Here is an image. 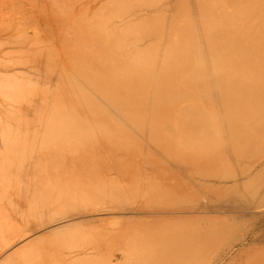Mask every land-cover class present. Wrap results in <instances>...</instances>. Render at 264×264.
I'll list each match as a JSON object with an SVG mask.
<instances>
[{"label":"rangeland","instance_id":"rangeland-1","mask_svg":"<svg viewBox=\"0 0 264 264\" xmlns=\"http://www.w3.org/2000/svg\"><path fill=\"white\" fill-rule=\"evenodd\" d=\"M92 1L93 0H75V1L74 0H70V1L69 0L67 1L66 0H0V172L2 171L1 173H4L3 176L0 173L1 174L0 176H2V178H0V187L1 185L3 186L6 185L5 189H3L4 188L3 186L1 187L2 190L0 189L2 191V192L0 191L1 192L0 193V196H1L0 198V220H1L0 222V264H264V113H262L264 112L263 111L264 110L263 109L264 108L263 107L264 98L263 99L260 98L259 103H257L260 105V102L262 101L263 103L262 111L260 112L259 110L261 107L260 108L256 107L259 109L257 110L254 109L255 111H253V114L256 111H258L256 112L258 113L257 116L260 115L258 118L256 117V115H254L256 117V118L254 117L255 119L253 118V116L250 115L251 111L249 112V110L248 111L246 110L247 112L245 111V114H244L245 118L243 117V115L239 116V114H241L239 113V111L238 112L236 111L237 113H235L234 112L235 110H233L234 114H232L233 112L230 111L231 110L230 107L228 109L229 112L227 111V114H226V112L223 111V109L225 110L224 107H226L227 105L226 106L222 105L223 102L220 101L222 99H217V97L216 99L214 98L213 105L211 103L212 100H208L209 103H211L209 104L210 107L214 106V104L217 103V105L215 104L214 107H211V112L208 111L210 110L209 109L210 107L207 108L208 106L207 100H202L204 104H205V101L207 103V106L206 104L205 105L202 104V107L204 105L207 109H204L205 111H199L195 109V111L197 112V115H196V112H193V115H192L191 113L192 111L187 112V113L184 112L186 114L189 113V115H185V114L183 115L182 113H181L182 115H180V113L176 114L173 112L172 113L167 112L164 115L163 114L160 115V114H150L149 112L148 113L149 116H146L148 115L147 114L148 111H146L145 114H143V112L140 114L138 112H137L138 114L135 112V115L133 114L134 116L125 115L124 117L123 115L120 116L119 114H116L113 111H110L108 114L107 113H103L102 115L99 114L98 115L99 117H97V115L85 114L84 118H87L85 122L89 121L90 123L89 125H91L88 127L86 123L87 128L84 126L87 129L86 130L84 128L86 130L85 136L90 137L89 134L91 131V134L94 137H96L95 135L99 137L100 135L99 132H101L102 135H104L103 133L106 134L108 132L109 137H110V133L112 131L114 134L111 133L113 135H111L112 138L110 139L114 140L115 136L116 137L119 136L118 138L115 137V139L121 140L124 137V140L128 141L125 143V141L122 140L124 144H127L128 146L130 144L129 147L128 146H124V147L126 149L135 150V152H137V155L124 156V152L121 149L116 148V150L113 149V155L111 154L112 156L110 155L105 156L103 153H100L99 149H98L99 153L96 154L97 152L95 151L99 147L97 145L96 146L91 145L87 147L89 153L87 151L83 152L84 150H87L86 147H83L85 148L82 151V153H85V154H82L83 158L81 157V153H80L81 152L80 150L82 148L78 150L80 151L79 156L82 159L80 157H77L76 160H72L70 158L72 156L74 157L76 155L78 156V154L76 155L73 154L69 156V154H72V153H68L69 150L71 151V149H69V146H71L70 143L74 142L75 140L77 142H80L78 139L79 136H83L84 139L86 140L85 136L81 135L83 134V131H85L82 128L83 126L79 125L81 129L78 126H76L81 131L77 129L76 127L70 128V126L73 125L74 117H71L73 113L69 114V110H67L69 109L68 107L69 105L65 101V94L63 93L64 89L62 88V84L65 83L66 82L65 79L68 78V77H64V73L66 72L65 70L66 69L68 70L69 66L72 64V61H71L70 65L67 68V65L71 59L69 56L70 54L69 53L70 52L69 51V48H70L69 41L71 40L73 36L72 34L73 32L71 33L72 31L71 29H74V28H70L69 26L71 25L70 20H75L76 19L75 17L78 16L77 20H75V21H78L79 18L82 19L81 13L84 12L82 14L84 15L87 12L86 15L90 13L89 14L90 17H88L89 15L86 17H88L90 20L92 19L93 21L94 18H96L95 16L96 15L98 16V14L102 12L103 7L105 6L107 7V4L111 5L112 4L111 2H113V0H110V1L109 0H103V1L94 0L93 2ZM99 1H101V3ZM117 1H114V2L117 3ZM119 1L121 3L126 2L127 5L129 4L127 6L126 3L125 5L121 4L120 2L117 3V5L120 4L119 8L122 5L120 10L122 9L127 10L125 12H129V15L127 14L128 15L127 16L124 11L123 13L122 11H120V13L118 12L120 14L119 16H118V13H116L118 18H113L116 16L113 13L112 14L113 17L109 18L108 21L110 22L111 21L110 19H113V22L114 21L115 22L114 23L112 22V23L116 25V28L121 25L120 26V28L122 27L121 30L125 28L123 24L121 23L125 24L126 21H129V23L127 22L128 24H125L126 26V25H129L131 21V24H130L131 26L129 25L127 26L128 28L127 27L126 28L128 30H131L132 27H133L132 30L135 28V30H133L134 31L133 33L134 34L137 33V36L139 35L138 36L139 39L136 40L135 38L136 42L138 41L140 42V47L141 45L142 46L145 44L148 45L149 46L148 49H150V45L152 44H150L151 41L150 43L149 42L147 43V41H149L150 37L152 36L154 37V35H157V34L159 35L160 33V32H155V30L157 31L156 27L158 26V23L159 25L161 24L163 25V26L161 25V28L163 27L162 29L159 26L160 30L158 29V31L162 30L161 33L162 34L165 33L162 39L166 38V40L165 41L162 40L161 42L162 44H160V45H164L163 42H167L169 38L167 36L171 37L176 32V30H173V29L172 30L174 33L172 32V30L170 31V27H169V26H173L175 23L174 21L175 18H173L174 16L178 14L177 17L179 16L181 19L184 18L182 20L186 22L189 20V17H190L191 21L189 20V22H191V25L193 26V23H194L195 26L196 25L198 26L200 23L196 24V22H199L197 21L196 18L199 19L200 17L199 12L202 11V9L204 8L202 6H201L202 8L197 6V8L199 9L197 8H195L196 10L193 9V7H196L197 5L194 2V0H187V2L184 3L186 4L187 7L185 8L184 7L185 5L182 4L178 9L173 7L171 0H168V1L167 0H164V1L156 0L157 2H159L158 4L153 3V0H148V3H150L149 5H151V3L153 4L151 5L152 7L148 5L147 0H142V1L139 0V2L141 1L140 5L137 0H126V1L119 0ZM143 1L146 3V4L144 3L145 5H142ZM166 2H167L168 7L166 6ZM160 3H162V5ZM257 3H258V0H257ZM131 4L133 5L131 6V8L133 7L134 11L130 10ZM50 5H53V6H50ZM55 5L56 7H54ZM97 5H100V7L101 6L102 7L100 8ZM117 5H115V7H117ZM146 5L149 6V9L146 8L147 7ZM257 5H259L258 7H260L259 3ZM257 5H255V7ZM49 7L52 12L50 11ZM60 7L62 9H60ZM106 7L104 9H106ZM205 7L210 8L208 4H206ZM255 7H254V4H253V7L251 5V9H252L251 11H254L253 8L255 9ZM209 8L208 9L206 8L207 11L212 10ZM158 9L159 10L161 9L160 10L161 13H159ZM181 9H183L182 10L183 13ZM187 10L189 11L188 13L190 14V16L188 15ZM203 11L205 10L203 9ZM221 11L227 13V11L223 9ZM156 12H158L159 15ZM195 12H197L196 13V15L198 14L197 16L195 15ZM213 12H214L213 14L216 15L215 11ZM91 13H92V16H93V13L94 14L97 13V14L93 16L94 18H92ZM131 13L133 17L130 16ZM133 13L136 14V16ZM152 13L154 14L156 13L155 15L157 16H154V14L151 15ZM167 13L169 14V16ZM173 13L176 15H174ZM61 14L65 15L67 18L65 19V17ZM78 14L80 15V17ZM139 14L140 15L145 14L143 15V17L145 16V18H142V16H140ZM160 14L162 15V17L160 16ZM181 14H184V15H181ZM185 14H187V16ZM221 14L224 17V14L223 13ZM252 14L254 16V13ZM50 15H52L51 19H50ZM121 15H122V18H121ZM170 15L171 16L173 15L172 16L173 20L171 19ZM249 15H251V12L249 13ZM262 16L261 18H258V19L263 18L261 20L263 21V23L257 18H255L256 23L254 22L253 19L251 21H248V24H251V26L253 25V30L251 29L252 27L250 26L251 27L250 30L252 33L251 35L254 36L255 33H257L258 30L256 29L257 27L260 26V24H263L261 26L264 27V16L263 17ZM138 17H140V19ZM150 17L154 18L155 22H154V19L152 18L150 19ZM158 17L159 19L160 18L162 19L161 22L159 21ZM225 17H227V14ZM250 17L254 18L252 16ZM168 18L174 21V23L171 21L173 25H170L172 23L170 22V19ZM122 19L123 21L124 20L126 21L123 22ZM136 19L137 20L139 19L138 21L140 23L141 21H143L141 23L142 25L136 24L137 22ZM66 20L69 23L66 22ZM118 20L120 22H117ZM182 20L178 21L179 24H182ZM109 22L107 23L109 24L108 26L110 27L113 24L110 22L112 24L110 25ZM189 22H187V24L190 25ZM107 23H106V26H107ZM132 23L136 24L134 26L139 25L137 27H139L140 29L137 30L136 29L137 27L132 26L133 25ZM155 23H157L156 26H155ZM183 23L185 24V22ZM165 24H166V27L164 29ZM115 25L113 26L115 27ZM140 25L143 29L140 27ZM241 26H242V23L240 24V27L239 26L238 27L241 29L242 28L244 29V26L246 25H244L243 27ZM67 27L69 28V30ZM198 27L200 28V25ZM198 27L196 28V30L199 29ZM146 28L148 31L146 30ZM229 28L230 27H228V29ZM239 28H235V30L237 29L239 31ZM128 30L125 29L124 30L125 33L123 32L121 35L122 36L125 35ZM142 30L144 32H142ZM237 30L234 33L238 32ZM117 31H119L118 33L120 35L121 31L120 30H117ZM168 31L172 32L170 33L171 35L170 34L167 35ZM261 31L264 32L263 30ZM140 32L142 34H140ZM151 32H154L153 35L150 34ZM177 32L175 33V36ZM207 32L209 33L210 30ZM211 32L214 33L213 31ZM262 32L260 33L262 34ZM130 33L131 35H133L132 31ZM130 33L128 31L126 35ZM143 33H145L147 36L149 34V37H147ZM187 33L189 32L187 31L185 33L187 36L186 38L188 37L190 38V35L189 34L187 35ZM229 33L232 34L230 31ZM260 33L258 32V34L256 35H260ZM199 34H201L200 30H199ZM241 34H244V33H241ZM248 34L250 33H247V35ZM140 35L141 36L143 35L144 38L141 37ZM175 36L174 37L172 36L173 41L175 40ZM132 37H134V35ZM247 37L248 36H245V39ZM141 39H143L142 42H141ZM133 40H130V41H133ZM152 40H154V38ZM173 41L170 40L169 42H173ZM134 42L133 43L131 42V43L134 44ZM138 43H135V45L139 46ZM88 46L89 48L91 47V45H88ZM148 46H145L146 48L145 47H142V48L147 49ZM59 47L62 49H60ZM133 48L136 49L135 46ZM230 48L233 49L232 47ZM56 49H58L59 51ZM236 49L240 50L239 47ZM137 51L139 50L137 49L136 52ZM58 52H60L61 54L62 53L64 54L61 55ZM157 53L160 54L161 51L160 53L159 51L156 52V57H158ZM50 54H51V57H50ZM66 54H68V57ZM52 55H54L55 57H53ZM66 57L68 59L70 58L68 63L65 60L67 59ZM161 57H158V59H160ZM49 60L50 62H48ZM52 62L55 63V65L57 63L58 68H59L58 66L59 63L61 66L63 63L62 69L59 68L60 70H62V71L59 70L60 75L62 74L61 76H59L58 68L55 69L54 67H52V66H55V65H52ZM236 64H233L234 66L233 65L230 66V69H228V71H231V72H229V74H232V71H234L233 69H235L236 67H239L238 66L239 64L238 65ZM156 65H157V62H156ZM48 67H51V68L49 69ZM260 67L261 66H259L258 68L261 69L262 67L261 68ZM254 68L255 66L253 67V69L251 68L252 71H250V73L252 72L253 74V71L256 70ZM51 69L53 70L52 73L50 71ZM70 69L71 68H69V72H68L69 75L71 73ZM236 69L235 71H238V69L240 70V68H236ZM210 70L213 71L214 69L213 70L209 69L208 72H211ZM56 71H57V74L55 73ZM65 74H66L65 76H69L67 72ZM246 74H249V73L247 72ZM251 76L252 75H248L247 76L248 78L246 77V81H247V82L245 81L246 83L237 82L236 84L239 87L235 84V86L237 87V89L236 88L235 89L238 90V88L242 87L244 84H246L245 86L246 88L248 87L250 89L251 87V91H252V88L254 87V86L252 87L251 84H254V85L257 84L255 88L257 87L259 89L258 86H261L263 89L264 82L261 83L259 80V82L257 83L255 82L256 83L255 84L252 82V79L254 78V76H252V79H249L251 78ZM56 80L58 82H56L55 85L57 83L58 84L54 86V82ZM261 80L264 81V79H261ZM248 82H250V84ZM210 83L212 84L211 81ZM258 83L259 84L261 83V85H258ZM31 84L32 86H30ZM41 85H42V91H40ZM58 85H60L59 89L56 88L55 90V87H58ZM212 85H209L210 88L213 87L215 90L216 85L214 86ZM231 85L234 86V84H230V86ZM232 86H231V89H232ZM261 87L259 91L263 92L264 89L262 90ZM39 88L40 90H38ZM57 89H58V92H60L62 95V99L60 100L61 102L59 101V97L61 95L58 97L55 96L56 98L55 97L53 98L52 96L57 93ZM243 89H241L240 92L238 91L239 92V94H237L238 96L242 94L241 92L244 91ZM33 92H35L37 96H35ZM32 93L34 94V96ZM248 93H249L248 97H250L249 96L251 93L250 90ZM42 94H44V96ZM259 94H262V93H258V95ZM242 96H239V97H242ZM42 97H44L43 100L46 98L47 99L44 101L43 100L41 101V99L39 98H42ZM251 97H253V95ZM258 97L259 96L256 97V102L258 101L257 100ZM262 97H264V94ZM227 98L228 97H226L225 99ZM242 98H241V103L244 101L242 100ZM55 99L57 103H60V105H62L61 103H63L62 106H65L64 108H66V110L63 107L59 108L58 110H64V112L67 111L65 115L69 114L71 116H65L63 111L61 112L57 111V113H60V114L58 117H55L54 115H58V114H56V111H54V109L52 111L50 109V114H49L48 108H52L51 105L53 104ZM237 99L236 101L234 99H230V101H227V102H229L232 106L231 100H233L232 102L239 103L237 102ZM249 99L247 98V100ZM38 100H40V102L42 103V104L40 103L41 107L39 106V103H37ZM33 101L35 102L36 105L33 104L34 103ZM57 103L54 106L59 107L60 105L58 106ZM201 103L199 102L200 106H201ZM229 103L228 105L230 106ZM37 104H38V107H40L41 111L43 107H45V111L43 110L44 112L42 111L41 113L39 112L40 111L39 110L38 111L39 113H37L36 112V110L38 109V107H36ZM237 105L235 104L234 106H237ZM240 105L238 107L242 109ZM46 106H48V108H46ZM213 109L214 110L216 109L215 112H213L214 111ZM45 112H46V115H45ZM52 112L53 114L55 113L53 115L55 119L52 118L51 116ZM198 112L201 115H199ZM34 113H36L37 116L40 115L41 113L42 118H41V115L40 117L39 116L37 117L36 114ZM61 113L63 116H61ZM203 113H205L206 115ZM211 113H213L214 115ZM228 113H231V114H228ZM21 115L23 116L22 118H21ZM26 115L28 117H26ZM75 115H77V117L75 116L77 121L79 119H80V122L85 120L83 118L84 116L83 114H80V115L75 114ZM50 116L53 120L50 118ZM92 116H95V117H92ZM128 116L129 117L131 116L132 118H129ZM135 116L136 118L133 121V118ZM160 116H162L161 117L162 120L165 121L163 124L161 120L160 122L158 120V119H161ZM80 117L83 118V120ZM102 117L104 118L105 121L106 119L107 121L109 120L108 122L106 121L107 123L106 127L109 128L110 125L108 123H110L111 129H105L106 127L103 126L105 125V123L103 122ZM152 117H155L154 120ZM227 117L228 118L230 117V119L227 120L228 119ZM241 117L242 119L244 118V120L246 121L241 120ZM33 118L35 119V121ZM39 118L41 119V121ZM57 118H61L62 120L61 119L57 120ZM137 118L139 122H142V120L144 119L145 121L144 120L143 121L145 122V124L147 122L148 123L150 122V118H152V121L158 120V122L160 123L158 126L161 128V129L158 128V130L160 132L162 131L160 134L163 137V141L164 140L167 141L169 138L170 141H168L169 143L166 142V144L168 143V145H171V146L173 145L172 144L173 142L174 145L178 147L176 143L179 140L181 141V145H182L183 144L182 142H188L189 140L194 139V137L197 140L200 139L199 141L202 140L201 142L205 146V144L206 145L208 144L205 143L204 139H206V141H209V139L212 138L210 142L214 140V144H212L211 146L213 147L216 146L213 148V151L212 149L211 150L209 149L210 152H212L211 155L213 158L209 154L201 153V156L197 157L196 155V158L194 159L195 155L194 156L192 155L193 152H190V151H187V152L184 151L185 153L180 152L181 150L179 149L180 150L179 151L178 148L177 147L175 148V146L173 145V149H174L173 154L179 155L181 159L180 160H175L173 158L169 159L170 157L166 156L167 154L165 155V153H167L165 152L167 151L166 147L161 150L157 148L156 149L153 148L150 142L148 143V141L147 142L145 141L146 137L144 138L143 134L140 135V132H138L139 134H137V130L133 129L132 123L129 124L128 119H130V121H133L134 123H137ZM36 119L37 120L39 119L38 120L39 122H37ZM96 119H97L96 122H98L99 124H101L100 122L104 124L98 126V123L95 122ZM60 120L63 124L60 123ZM92 120L94 121V125H93ZM111 120L113 122L119 121L117 122L118 124L114 122L118 126L117 125L114 126L111 123L112 122ZM239 120H241V122ZM22 121H23V124H22ZM50 121L52 125L49 124ZM77 121H74V122L76 123ZM260 121L262 123H260ZM44 122L49 124V126L47 124L45 125ZM70 122H72V124ZM168 122L170 123L168 124ZM257 122L260 124H258ZM119 123L122 125L124 124L123 125L124 127H121L122 125L119 126ZM171 123L173 124L175 123V125L173 124L171 125L174 129L170 126ZM60 124L62 125L60 126ZM229 124L231 126L233 124L235 128L231 127ZM235 124H237V126H235ZM25 125L26 126L28 125V126L26 127ZM34 125L37 131L33 129ZM68 125L69 127L67 128ZM75 125H78V123ZM112 125L114 129L112 128ZM175 126L177 128H175ZM61 127L62 128L64 127V128L62 129ZM93 127L95 129V132H93L94 131ZM95 127H97V129H99L100 131L99 132L98 130L96 131ZM98 127H101V129H103L104 132H102L101 129ZM239 127L240 128L242 127V128L240 129ZM37 128H40V129H37ZM75 128L79 130L81 134L78 131L74 132L76 130ZM91 128L93 129V131L91 130ZM28 129H30V131ZM61 129L63 131L66 129V131L62 132ZM67 129H69V131ZM123 129L127 132L128 131L130 132V130L133 129L131 133H134V134L132 135L130 133L132 136L129 137L130 134L128 135L127 132H123ZM231 129L232 131L230 132L229 130ZM158 130L156 132H158ZM43 131L44 133L46 132L47 133L44 135ZM58 131H60V133ZM48 132H51V133H48ZM34 133H35V136H34ZM76 133L77 134L79 133L80 135L78 134L74 138V135ZM108 133L106 134L107 136H108ZM48 134L52 135L51 138ZM64 134L66 135L74 134V135H70L71 137L69 135H67L68 137L67 136L64 137L63 136ZM43 135L46 137H44ZM54 135L55 137L58 136L57 138H59V140L56 138V141H55ZM60 135H62L64 139L61 138ZM134 135L136 138L134 137ZM127 136L128 138H126ZM213 136H215L216 138L214 137L215 139H213ZM83 137H80L81 141L83 140ZM138 137H140V140ZM43 138H44V142H45V139L48 142L45 144H49L50 146L51 144H54L56 146V143H59L58 146L61 145L60 150L63 149L65 151L66 149L67 151H65L64 154L62 155L63 151L60 153V151L57 150L58 154L55 155L56 151L55 153L54 151L46 152V151H43L42 149L39 151L38 150L39 148H38L36 149L37 150L36 154H34L35 152L33 153L34 150H32V153H33L32 154L30 148L35 149V147L37 148L39 144L44 143L42 142ZM65 138L67 140H65ZM68 138L71 140H69ZM131 138L133 140H130ZM220 138H222L221 141H220ZM27 139L29 140L27 141ZM49 139L51 140V144L49 143ZM72 139L74 141H72ZM60 141L62 142L61 144H60ZM64 141L65 142L67 141L65 146H64ZM141 141L142 142L145 141V142L142 143ZM180 141L178 143H180ZM219 141L220 143L221 142L222 143L220 144ZM229 141L231 145L238 141L239 142L241 141L242 143L239 144L238 142L237 149L234 148L236 146L235 144L233 148L236 149V151L232 152L231 150L233 148L230 147ZM36 142H39V143H36ZM246 142H247V145H245ZM145 143L149 144V146L145 145ZM124 144L122 143V146ZM133 144H135V146H132ZM88 145H89V142H88ZM42 146L48 147V145H44V144L40 145V147ZM50 146H49V150H51ZM146 146L151 148L150 151L153 150V152H155L153 157H150L148 154H146L147 153ZM21 147L23 148L22 149L23 153H20ZM206 148L205 150L207 152L208 148L207 149ZM27 149L28 151L26 152ZM72 149H75V148L72 147ZM76 150L74 151L78 153V151ZM40 152L43 154L42 155L40 154L39 156H37ZM26 153L28 154L26 155ZM21 154L23 155L24 158L21 156ZM15 155L20 158L18 157L16 158ZM164 155L165 157L162 159ZM26 156L27 157L30 156L27 158L28 159L27 161L25 160ZM32 156H33V159L31 158ZM102 156L104 158H102ZM115 156L119 157L120 161ZM38 157L40 159V163L42 166H43L42 160L44 159V163L46 165V169H45L46 172H44L45 174L41 173L44 171V169L43 171L40 170L41 171L40 173L38 170H37L38 173L35 170L36 175L34 174L32 175V172L34 170L32 171L30 169H32L33 164L37 162L36 158ZM166 157H169V158H166ZM15 159L16 160L18 159V162ZM24 160L28 163H26ZM14 162L18 166H20L22 163L24 165L23 166L24 169L22 168L21 170L20 168L17 170L16 168H19V167H17L14 164ZM31 162L33 163L32 165H30ZM12 163L14 166H16V168H14V166L11 165ZM24 163H26L27 165ZM7 164L9 167L7 166ZM27 166H28V169H27ZM42 166H41V169L44 167ZM54 166H56L57 169H55L56 167ZM248 166L250 168H248ZM5 167L7 170H9V172L5 169ZM4 169L6 170L7 174L4 172ZM25 169H26V173L23 171ZM19 170L22 171V172L20 171L22 174L25 173L29 175V177L27 175L26 176L23 175L22 177ZM30 173H31V177H30ZM12 174L15 176H13ZM5 175H7L6 178L9 175V179L11 178L10 181L14 183L8 181V178L6 180V183H2L1 180L3 179V177H5ZM16 175H18L17 179H16L17 177ZM41 175L43 176L40 177ZM47 175H49V177ZM57 175L59 177V179H57V186L55 185L56 187L49 194V190H50L49 187H51L54 183H56L55 178ZM33 176H36V177L33 178ZM46 176H47V179H46ZM20 179H22V181ZM48 179H50L51 182L48 181L46 183L45 181H47ZM4 180L5 179H3V181ZM24 181L25 183L28 182V184L26 185ZM36 181L37 183H40V184L38 185ZM9 183H11V185ZM43 183L44 185L48 183L50 184L48 185L49 187L45 185V187H48L49 189L48 192H45V191L39 192L42 189L47 190V188L45 187L42 188ZM32 184L33 186L35 184L36 186V187L34 186L35 189H32L33 186L29 187V185H32ZM103 184L104 186H102ZM22 185H24L25 187H23ZM60 187L61 188L63 187V190L65 189L64 191L66 193L63 192V190ZM102 187H105V189H103ZM59 188L61 192L59 191ZM66 188L70 189L68 190L70 194L67 192ZM94 188L96 189L98 188L99 190L98 189L96 190ZM101 189L102 191L104 190L103 191L104 193L106 192L105 197ZM108 189H110L109 192H108ZM116 190L118 191L116 192ZM129 190H131V192ZM62 192L63 194H61ZM98 192L100 193L102 192V193L100 194ZM32 194L35 197L32 196ZM46 194L47 196L49 195L50 197L49 196L47 197ZM59 194L61 195V197L58 196ZM43 195H45L48 198V202H46L47 199ZM54 195H57L58 197L56 196L54 198ZM39 199H40L41 204L39 203ZM43 201L46 202V204ZM64 202H66L67 206L65 205ZM32 204H35V206L37 205L35 209L33 208L34 206ZM64 207H67V208H64ZM71 208L74 210H72ZM55 211L57 212L55 213ZM28 243L30 245L27 248L26 246L28 245ZM25 244H26L25 246L26 248L22 249V246H24ZM160 244H162L163 246ZM17 248L21 249V251L19 250V252L14 253L17 250ZM129 255H131V257H129Z\"/></svg>","mask_w":264,"mask_h":264},{"label":"bare ground","instance_id":"bare-ground-1","mask_svg":"<svg viewBox=\"0 0 264 264\" xmlns=\"http://www.w3.org/2000/svg\"><path fill=\"white\" fill-rule=\"evenodd\" d=\"M67 1V0H66ZM70 1V0H69ZM75 1V0H74ZM94 1V0H93ZM92 1V2H93ZM103 1V0H102ZM110 1V0H109ZM114 1H117V0H113V2H111L110 4L111 5H108L107 4V7H106V9H104L105 7H103V9H102V12L100 13V14H98V16L96 15V14H94L93 13V16H95L96 18H94L93 16H92V13H91V17L92 18H94V20L92 21V19L90 20L88 17H90V13L88 14V15H86V13L84 14V15H82L83 13H81V16H82V19L81 18H79L80 19V21H79V19H78V21H75V20H77V17H75L74 19L75 20H70V18H69V20H70V24L71 25H69L70 26V28H74V29H71L72 31H71V33L73 34V36H72V38H71V40L69 41L70 43V48H69V56H70V61H69V59L67 58L68 57V54H66L67 55V59H65L66 61H67V63H68V61H69V63H68V65H67V63H66V65H67V68H68V66L70 65V63H71V61H72V66L70 65L69 66V68H71L70 69V75L68 74V72H69V68H68V70L66 69H64L66 72H67V74L69 75V76H65L66 74V72L64 73V77H68V78H64L65 80H66V82L65 83H63L62 84V88L64 89V94H65V101H66V103L69 105H67L68 107H69V109H67V110H69V114L70 113H73L72 114V116L71 115H65V113H67V111H65L64 112V110H58L59 108H64L65 106H62L63 105V103H61L62 105H60V103H57V101H56V99H55V101L53 102V100H52V102H53V106L51 105V107L52 108H48V106H46V108H48V110H49V114H50V109H51V111L54 109V111H56V114H58V115H54L53 114V112H52V114H51V116H52V118H54L53 117V115L55 116V117H58L59 116V114L60 113H57V111L59 112H61V111H63L64 112V115L65 116H71V117H74V121H77L76 120V117H77V115H75V114H83L84 116H83V118L85 117V114H90V115H97V117H99L98 115L100 114V115H102L103 113H109L110 111H113V112H115L116 114H119L120 116L121 115H123V117L125 116V115H135V112L137 113H142L143 112V114H145L146 113V111H148L147 112V114L150 112V114H166L167 112H173V113H180V115H189V113L188 114H186L187 112H190V111H192L191 113H192V115H193V112H196L195 111V109H197V110H199V111H205L204 109H207V108H209L210 106H209V104H211L212 103V105H213V100H214V98L216 99V97H217V99H222V100H220L221 102H223V104L222 105H227L226 107H224L225 108V110L223 109V111H225L226 112V114H227V111H228V109H229V107L231 108V112H233V110H235L234 112L235 113H237L238 111H239V113H241V114H239V116H241V115H243V117L245 116L244 114H245V111L247 110H249V112L251 111V113H250V115L251 116H253V118L255 117L254 115H256V117L258 118L259 116H257V114L258 113H256V112H258V111H256L254 114H253V111H255V110H257V109H259L260 107V112L262 111V106H263V103H262V99L264 98V97H262L263 96V94H264V91L263 92H260L259 90H260V87L261 86H258L259 87V89L256 87L255 88V86H257V82H259V80H260V82L262 83V82H264V81H262L261 79H264L263 77V75H264V32H262L261 30H263L264 31V27L263 26H261V25H263V24H260V26L259 27H257V29L256 30H258L257 31V33H255V35L253 36V35H251L252 33H251V30H250V28L253 30V25L251 26V24H248V21H251L252 19L254 20V22L256 23V19L255 18H261V16L263 15L264 16V0H258V3L260 4V7H258L259 5H257L258 3H257V0H194V2L197 4L196 5V7H193V9H195V8H197V6L198 7H200V8H202V7H204L203 9L205 10V11H203V9H202V11H200L199 12V19L198 18H196L197 19V21H199V22H196V24H199L200 25V28L196 25L195 26V24L193 23V26L191 25V22H189V20H190V14L188 13L189 11L187 10V13H188V17H189V20H188V18H187V22H189L190 23V25L189 24H187V22L186 21H184V20H182V19H184V18H180L179 16V18L177 17V15L176 14H174V15H176V16H174L173 18H175V23H174V21H172L173 20V18H172V16H171V19L170 18H168V19H170V22L172 21L173 23H174V25H173V23L172 24H170V25H173V26H169L170 27V31L173 29V30H176V32L177 31H179V32H177V34H176V36H175V33L173 32V30H172V32L174 33L172 36L174 37L175 36V40L173 41L172 39H173V37L171 38L170 36H167V37H169L168 38V40H167V42H163V44L164 45H160V44H162L161 42H162V40H166V38L164 39H162V37H163V35L165 34L164 32V34H162L161 33V31H158V29L160 30V28H161V25H159V23H158V26L156 27V29H157V31L155 30V28H154V30H155V32H160L159 33V35L157 36V35H154V40H152L153 38L152 37H150V39H149V41H147V40H145V41H147V43L149 42L150 43V41H151V43L150 44H152V45H150V49H148L149 48V46L148 45H141V47H140V42L138 43V42H136V40L137 39H139L138 38V36H137V33H133L134 31L133 30H135V28L132 30V28H131V30H128L127 28V26H129L130 24H131V21H130V24L129 25H126L125 26V24H128L129 23V21H126V20H124L123 21V19H122V21L123 22H125L126 21V23L124 24V23H121V24H123V26L125 27H123L124 29H122L121 30V28H120V26H118L117 28H116V25L115 24H113L114 22H113V19H110L111 21V23L113 24V25H115V27L108 21V19L109 18H112L113 16H112V14L114 13V15H116L115 17H113V18H118V16L120 15L119 13H120V11H122V13H123V11L125 12V11H127V10H120V8H121V6H120V8H119V5H117V3H119L120 1L118 0L117 1V3L116 2H114ZM121 1H126V0H121ZM138 2H139V0H137ZM136 1V2H137ZM142 1V0H141ZM140 1V2H141ZM162 1V0H161ZM164 1V0H163ZM168 1V0H167ZM62 2H64V1H62ZM91 2V3H92ZM100 3H101V1H99ZM135 2V3H136ZM140 2H139V5H140ZM171 2H172V4H173V7H175L176 9H178L182 4H184V3H186L187 2V0H171ZM193 2V1H192ZM60 3V2H59ZM67 3V2H66ZM107 3H109V2H107ZM115 3V4H114ZM121 3V2H120ZM126 3V2H125ZM125 3H121V4H123V5H125ZM134 3V4H135ZM143 4L142 5H145L146 3L143 1L142 2ZM145 3V4H144ZM147 3H148V0H147ZM153 3H159V2H157L156 0H155V2H154V0H153ZM257 3V4H256ZM65 4V3H64ZM90 4V3H89ZM99 4V3H98ZM106 4V3H105ZM132 4H133V2H132ZM130 5V10H133V7L131 8V6H133V5ZM150 3H148V5H149ZM161 5H162V3H160ZM163 4H165V3H163ZM171 4V3H170ZM206 4H208L209 6H210V8L209 7H205V5ZM253 4H254V7H255V5H257L256 7H255V9L253 8V10L254 11H251L252 9H251V5H252V7H253ZM54 5V4H53ZM53 5H50V6H53ZM67 5V4H66ZM65 5V6H66ZM84 5V4H83ZM101 5V4H100ZM100 5H97L98 7H100ZM115 5H117V7H115ZM126 5H127V3H126ZM129 5V4H128ZM127 5V6H128ZM141 5V6H142ZM151 5H153L152 3H151ZM151 5H149V6H151ZM160 5V6H161ZM185 5V6H184ZM183 6L186 8L187 6H186V4H184ZM193 5H195V4H193ZM126 6V7H127ZM135 6V5H134ZM136 6H138V5H136ZM147 6V5H146ZM149 6H147L146 8H148L149 9ZM156 6V5H155ZM165 6V5H164ZM166 6H167V2H166ZM189 6V5H188ZM202 6V7H201ZM54 7H56V5L54 6ZM67 7V6H66ZM80 7V6H79ZM86 7H88V6H86ZM102 7V6H101ZM100 7V8H101ZM152 7V6H151ZM150 7V8H151ZM168 7V6H167ZM52 8V7H51ZM77 8V7H76ZM85 8V7H84ZM123 8V7H122ZM124 8H125V6H124ZM135 8V7H134ZM137 8V7H136ZM145 8V7H144ZM185 8H184V10H185ZM209 8V9H212L213 11H215V13H216V15L215 14H213L214 12L212 11V10H209L210 11V13H209V11H207V9ZM49 9H50V7H49ZM59 9V8H58ZM60 9H62L61 7H60ZM64 9V8H63ZM68 9V8H67ZM70 9V8H69ZM139 9H141V8H139ZM164 9H165V7H164ZM188 9V8H187ZM190 9V8H189ZM197 9H199V8H197ZM223 9V10H225V11H227V13L226 12H223V11H221V10ZM87 10H88V8H87ZM87 10H85V11H87ZM91 10H92V8H91ZM91 10H90V12H91ZM105 10V11H104ZM159 10V9H158ZM161 10V9H160ZM160 10H159V13H161L160 12ZM183 9H181V11H182ZM196 10V9H195ZM194 10V11H195ZM217 10V11H216ZM219 10H220V12H219ZM49 11V10H48ZM50 11H51V9H50ZM72 11V10H71ZM74 11H76V10H74ZM73 11V12H74ZM98 11V10H97ZM128 11H129V9H128ZM134 11V10H133ZM138 11V10H137ZM142 11V10H141ZM141 11H140V13H141ZM157 11V10H156ZM165 11V10H164ZM163 11V12H164ZM177 11V10H176ZM175 11V12H176ZM52 12V11H51ZM92 12H94V11H92ZM119 12V13H118ZM136 12V11H135ZM154 12H155V10H154ZM166 12V11H165ZM186 12V11H185ZM184 12V13H185ZM251 12V15H249V13ZM50 13V12H49ZM56 13H58V12H56ZM61 13H62V11H61ZM75 13V12H74ZM78 13V12H77ZM76 13V14H77ZM116 13H118V16H117V14ZM121 13V14H122ZM156 13H158V12H156ZM155 13V14H156ZM159 13H158V15H159ZM170 13V12H169ZM182 13H183V11H182ZM196 13L197 12H195V15H196ZM221 13H226L227 14V17H225L226 16V14H224V17H223V15L221 14ZM252 13H254V16H253V14ZM125 14L127 15H129V12H125ZM124 14V15H125ZM134 14V13H133ZM154 13H152L151 15H153ZM154 14V16H157V15H155ZM168 14V13H167ZM219 16H218V15ZM61 15H63V14H61ZM68 15V14H67ZM71 15V14H70ZM79 15V14H78ZM123 15V16H124ZM127 15V16H128ZM135 16H136V14H134ZM140 15V14H139ZM143 15H145V14H143ZM143 15H140V16H142V18H145V16L143 17ZM181 15H184V14H181ZM186 16H187V14H185ZM193 15V14H192ZM198 15V14H197ZM196 15V16H197ZM222 15V16H221ZM48 16H49V14H48ZM52 15H50V19L52 18L51 17ZM55 16V15H54ZM64 17H65V19L67 18L65 15H63ZM69 16V15H68ZM74 16V15H73ZM86 16H88V17H86ZM111 16V17H110ZM131 17H133L132 16V13H131V15H130ZM148 16V15H147ZM153 16V17H154ZM160 16L162 17V15L160 14ZM167 16V15H166ZM168 16H169V14H168ZM167 16V17H168ZM214 16V17H213ZM217 16V17H216ZM250 16H252V17H254V18H251ZM262 16V17H263ZM57 17V16H56ZM79 17H80V15H79ZM149 17V16H148ZM147 17V18H148ZM89 20H88V19ZM121 18H122V15H121ZM120 18V19H121ZM128 18H130V17H128ZM137 18V17H136ZM139 19H140V17H138ZM152 17H150V19H151ZM119 19V20H120ZM126 19H127V17H126ZM138 19V20H139ZM152 19H154V18H152ZM158 19H159V17H158ZM263 19V18H262ZM262 19H258V20H262ZM54 20V19H53ZM117 20V19H116ZM117 21V22H120V21ZM130 20V19H129ZM137 20V19H136ZM137 20V22H136V24H141L143 21H141V23L139 22ZM144 20V19H143ZM157 20V19H156ZM180 20H182V24H179V22L178 21H180ZM194 20V19H193ZM55 21V20H54ZM133 21V20H132ZM135 21V20H134ZM150 21V20H149ZM159 21L161 22L162 21V19L160 18L159 19ZM166 21H167V19H166ZM165 21V22H166ZM191 21V20H190ZM259 21V22H260ZM50 22V21H49ZM66 22H68L67 20H66ZM107 22H109L110 23V25H112V26H108L109 24L107 23ZM128 22V23H127ZM139 22V23H138ZM145 22V21H144ZM152 22V21H151ZM154 22H155V19H154ZM177 22H178V24H177ZM183 22H185V24L183 23ZM253 22V23H254ZM262 23H263V21H261ZM260 22V23H261ZM51 23V22H50ZM52 23H53V21H52ZM69 23V22H68ZM67 23V24H68ZM106 23H107V26H106ZM147 23V22H146ZM164 23V22H163ZM181 23V22H180ZM236 23H238V24H236ZM242 23V26L241 27H243L244 25H246V26H244V29L242 28H239L240 27V24ZM133 25L132 26H134V25H136L135 23H132ZM150 24V23H149ZM156 24L157 23H155V26H156ZM234 24V25H233ZM244 24V25H243ZM258 24V23H257ZM256 24V25H257ZM118 25V24H117ZM142 25V24H141ZM141 25H140V27H141ZM144 25V24H143ZM255 25V26H256ZM131 26V25H130ZM137 26H139V25H137ZM137 26H134V27H137ZM145 26H146V24H145ZM149 26V25H148ZM153 26V25H152ZM159 26H160V28H159ZM163 26V25H162ZM232 27L230 30L228 29V27ZM235 26V27H234ZM239 26V27H238ZM251 26V27H250ZM127 27V28H126ZM154 27V26H153ZM165 27H166V24H165V26H164V29H165ZM199 28V29H197L196 30V28ZM234 27V28H233ZM248 27V28H247ZM68 28V27H67ZM113 28V29H112ZM115 28H116V30H115ZM119 28V29H118ZM142 28V27H141ZM148 28V27H147ZM147 28H146V30H147ZM150 28V27H149ZM163 28V27H162ZM161 28V29H162ZM235 28H239V31L238 32H236V33H234L236 30H235ZM128 30L129 31V33L132 31V34L134 35V37H132L133 35H131V33L130 34H128V35H126L127 33H128V31H127V33L125 34V35H121L123 32H124V30ZM137 30L138 29H140L139 27H137L136 28ZM143 29V28H142ZM215 31H214V30ZM216 29H218V30H216ZM241 29V30H240ZM68 30H69V28H68ZM117 30H120L121 32H120V35H119V31H117ZM136 30V31H137ZM154 30H152V31H154ZM168 30H169V28H168ZM199 30H200V33L202 34H199ZM202 30V31H201ZM210 30V32L211 31H213L214 33H208L207 31H209ZM66 31V30H65ZM135 31V32H136ZM148 31V30H147ZM189 32V33H187V35L189 34L190 35V38L188 39V38H186L187 36H186V32ZM229 31L232 33V34H230L229 33ZM233 31V32H232ZM249 31V32H248ZM75 32V33H74ZM142 32H144L143 30H142ZM172 32H169L168 31V34L167 35H169L170 33H172ZM185 32V33H184ZM244 33V34H241V33ZM258 32L260 33V32H262V34L260 33V35H256V34H258ZM125 33V32H124ZM147 33V32H146ZM153 33L154 32H151L150 34L151 35H153ZM179 33V34H178ZM240 33V34H239ZM247 33H250V34H248L247 35ZM67 34V33H66ZM140 34H142L141 32H140ZM143 34H145V33H143ZM146 35V34H145ZM144 35V36H145ZM171 35V34H170ZM201 35V36H200ZM69 36V35H68ZM141 36V35H140ZM147 36V35H146ZM145 36V37H146ZM245 36H248L246 39H245ZM251 36V37H250ZM141 37H143V35L141 36ZM147 37H149V34H148V36ZM146 37V38H147ZM156 37V38H155ZM128 38V39H127ZM135 38H136V40H135ZM144 38V37H143ZM152 38V39H151ZM64 39V38H63ZM66 39V38H65ZM135 40V42H134V40ZM204 41H202V40ZM130 40H133V41H130ZM142 40L143 39H141V42H142ZM173 41V42H169V41ZM254 40V41H253ZM258 40H259V42H258ZM67 41V40H66ZM154 41V42H153ZM203 42V44H202V42ZM134 42V44H132V43ZM135 43H138L139 44V46L138 45H135ZM142 44V43H141ZM144 44V43H143ZM88 45H91V47L89 48V46ZM54 46V45H53ZM56 46V45H55ZM66 46V45H65ZM64 46V47H65ZM135 46V48L136 49H134L133 47ZM145 46H148L147 47V49H145L146 47ZM233 46H235V47H233ZM88 47V48H87ZM140 49H139V48ZM142 47H145V48H142ZM152 47V48H151ZM230 47H232L233 49H231ZM240 48V50L239 49H236V48ZM55 48V47H54ZM60 48V47H59ZM247 48H249V49H247ZM60 49H62V48H60ZM64 49H66V48H64ZM93 49V50H92ZM139 50V51H137L136 52V50ZM231 49V50H230ZM56 50H58V49H56ZM55 50V51H56ZM135 50V51H134ZM59 51V50H58ZM63 51V50H62ZM159 51V53H160V51H161V53L160 54H158V57H161L160 59H158V57H156V52H158ZM154 52H155V54H154ZM58 53H60V52H58ZM64 53H65V51H64ZM64 53H62V54H64ZM55 54H57V53H55ZM61 54V53H60ZM61 54V55H62ZM53 57H55L54 55H52ZM60 56V55H59ZM50 57H51V54H50ZM61 58V57H60ZM52 59V58H51ZM50 59V60H51ZM50 60L48 61V62H50ZM53 60V59H52ZM60 60V59H59ZM54 61V60H53ZM55 62V61H54ZM56 62H57V60H56ZM62 62V61H61ZM156 62H157V65H156ZM65 63V62H64ZM237 63V64H236ZM233 64H236V65H238L239 67H236V68H240V70L238 69V71H235V69H233L234 71H232V74H229V72H231V71H228V69H230V66L231 65H233ZM52 65H55V63H53L52 62ZM51 65V66H52ZM49 66V65H48ZM59 68L60 69H62V66H63V63H62V66L60 65V63H59ZM61 66V67H60ZM234 66V65H233ZM232 66V67H233ZM255 66V68L254 69H256L255 71H257V72H255V71H253V74H252V72L250 73V71H252V69H253V67ZM257 66V67H256ZM259 66H261L262 68H263V70H262V68L261 69H259L258 67ZM52 67H54L55 69L56 68H58L57 67V63H56V65L55 66H52ZM49 69L51 68V67H48ZM58 68V73L60 72V71H62V70H60ZM74 68V69H73ZM252 68V69H251ZM46 69V68H45ZM209 69H214L213 71H211V72H208L209 71ZM47 70V69H46ZM60 70V71H59ZM73 70V71H72ZM217 70V71H216ZM237 70V69H236ZM249 70V71H248ZM262 72H261V71ZM45 71V70H44ZM51 71V73H52V69L50 70ZM260 71V72H259ZM48 72V71H47ZM249 73V74H246V73ZM56 74H57V71L55 72ZM63 73V72H62ZM255 73V74H254ZM45 75V74H44ZM62 75V74H61ZM60 75V73H59V76H61ZM248 75H252V76H254V81H253V79H252V76H251V78H249V79H252V82L253 83H255L256 85H254V84H251L252 85V91H251V87H250V89L247 87H245L246 86V84H244L242 87L244 88H242V87H240L241 89H243L242 91L243 92H241L242 94L241 95H239V96H242V97H239L237 94H239V92H240V88H238V90H236L237 89V87L235 86V84L238 82H245L246 81V77L248 76ZM58 77V76H57ZM56 77V78H57ZM61 78V77H60ZM59 78V79H60ZM248 78V77H247ZM38 79V78H37ZM22 80V79H21ZM47 80V79H46ZM63 80V79H62ZM248 80V79H247ZM30 81V80H29ZM61 81V80H60ZM210 81L212 82V84L210 83ZM250 81V80H249ZM26 82V81H25ZM56 82H58L57 80L54 82V86H56L55 85V83ZM214 82V83H213ZM247 82V81H246ZM245 82V83H246ZM251 82V81H250ZM250 82H248L249 84H250ZM36 83V82H35ZM38 83V82H37ZM261 83L259 84L258 83V85H261ZM60 84V83H59ZM230 84H234V86H232V89H231V86H230ZM35 85V84H34ZM40 85V84H39ZM43 85V84H42ZM42 85L40 86V88H41V90H40V88L38 89V90H40V91H42ZM46 85V84H45ZM209 85H212V86H214V85H216L215 87V90H214V88L213 87H211L210 88V86ZM237 85V84H236ZM264 85V84H263ZM30 86H32V84L30 85ZM238 86V85H237ZM29 87V86H28ZM59 87H60V85H58V87H55V90H56V88H58L59 89ZM234 87V88H233ZM239 87V86H238ZM38 88V87H37ZM45 88V87H44ZM50 88V87H49ZM61 88V89H62ZM236 88V89H235ZM28 89V88H27ZM31 89V88H30ZM35 89V88H34ZM47 89H48V87H47ZM54 89V88H53ZM58 89H57V93L55 94V95H52L53 96V98L56 96V97H58V96H60L61 95V93L60 92H58ZM212 89V90H211ZM246 89V90H245ZM255 89V90H254ZM261 89H262V87H261ZM264 89V88H263ZM262 89V90H263ZM36 90V89H35ZM51 90V89H50ZM248 90V91H247ZM249 90H250V97H248V92H249ZM261 90V91H262ZM27 91V90H26ZM63 91V90H62ZM239 91V92H238ZM257 93H256V92ZM36 92V91H35ZM35 92H33L34 94H35ZM53 92H54V90H53ZM246 92H247V94H246ZM255 92V93H254ZM32 93V94H33ZM258 93H262V94H259L258 95ZM34 94H33V96H34ZM39 94H40V92H39ZM246 94V95H245ZM255 94H257V95H255ZM43 96H44V94H42ZM253 95V97H251ZM260 95H261V97H260ZM30 96V95H29ZM35 96H37L36 94H35ZM257 96H259L258 98H257V102H256V97ZM55 97V98H56ZM226 97H228L227 99H225ZM231 97V98H230ZM234 97V98H233ZM28 98V97H27ZM43 98L44 97H42V98H39V99H41V101L43 100ZM46 98V97H45ZM50 98H51V96H50ZM52 98V99H53ZM234 99L235 101H236V99H237V102H239V103H235V102H232L233 100H231V103H232V106H231V104L229 103V102H227V101H230V99ZM236 98V99H235ZM241 98H242V100H244L242 103H241ZM247 98L249 99V100H247ZM260 98H262L260 101V105L259 104H257V103H259V99ZM25 99V98H24ZM47 99V98H46ZM46 99H44V100H46ZM62 99V95L59 97V101ZM226 101H225V100ZM229 99V100H228ZM254 99V100H253ZM43 100V101H44ZM49 100V99H48ZM202 100H207V102H208V106H207V103H206V101H205V104H206V106H207V108L204 106L205 104H204V102H202ZM208 100H212L211 101V103H209V101ZM224 100V101H223ZM240 100V101H239ZM246 100H247V102H246ZM30 101V100H29ZM255 101V102H254ZM34 102V101H33ZM61 102V101H60ZM64 102V101H63ZM199 102L201 103V106L199 105ZM216 102V101H215ZM37 103H39V106L41 107V105H40V100H38L37 101ZM45 103H47V102H45ZM44 103V104H45ZM56 103H57V105L59 106V107H57V106H54V105H56ZM228 103L230 104V106L228 105ZM34 105H36L35 104V102L33 103ZM42 104V103H41ZM65 104V103H64ZM202 104H204L203 105V107H205V108H203L202 107ZM216 105H217V103H215ZM215 104H214V106H215ZM237 105V106H234V105ZM256 104V105H255ZM29 105H30V103H29ZM46 105V104H45ZM241 106L242 107V109L240 108V107H238V106ZM255 105V106H254ZM258 105V106H257ZM33 106V105H32ZM214 106H211V107H214ZM34 107V106H33ZM36 107H38V104H37V106ZM40 107H38V109L36 110V112L37 113H39V112H41L42 113V111L44 110L45 111V107H43V109H42V111L40 110ZM54 107V108H53ZM211 107L209 108L210 110H208V111H210L211 112ZM238 107V108H237ZM255 107V108H254ZM256 107H259V108H256ZM264 107V106H263ZM35 108V107H34ZM200 108V109H199ZM218 108H220V107H218ZM237 108V109H236ZM36 109V108H35ZM56 109V110H55ZM65 110H66V108H64ZM239 109H241V110H239ZM244 109V110H243ZM255 109V110H254ZM264 109V108H263ZM40 110V111H39ZM70 110H71V112H70ZM214 110V109H213ZM216 110V109H215ZM215 110L213 111V112H215ZM243 110V111H242ZM39 111V112H38ZM43 111V112H44ZM140 111V112H139ZM237 111V112H236ZM240 111H242V112H240ZM246 111V112H247ZM264 111V110H263ZM46 112H47V110H46ZM46 112H45V115H46ZM184 112H186V113H184ZM229 112V111H228ZM234 112L232 113V114H234ZM260 112H259V114H260ZM41 113H40V115H41ZM137 113V114H138ZM182 113V114H181ZM202 113V112H201ZM207 113V112H206ZM217 113V112H216ZM262 113H264V112H262ZM261 113V114H262ZM34 114H36V113H34ZM49 114H48V116H49ZM198 114L199 115H201L199 112H198ZM203 114H205V113H203ZM211 114H213V113H211ZM224 114V113H223ZM228 114H231V113H228ZM247 114V113H246ZM40 115H38L39 117H40ZM44 115V116H45ZM78 115V116H79ZM110 115V114H109ZM112 115V114H111ZM133 115V116H134ZM142 115V114H141ZM191 115V114H190ZM196 115H197V112H196ZM206 115V114H205ZM214 115V114H213ZM36 116H37V114H36ZM37 116V117H38ZM51 116H50V118H51ZM61 116H63L62 115V113H61ZM76 116V117H75ZM117 116V115H116ZM146 116H149V114L148 115H146ZM153 116V115H152ZM179 116V115H178ZM216 116V115H215ZM218 116V115H217ZM249 116V115H248ZM23 116L21 115V118H22ZM26 117H28L27 115H26ZM35 117V116H34ZM92 117H95V116H92ZM107 117V116H106ZM129 117V116H128ZM140 117V116H139ZM143 117V116H142ZM150 117H151V115H150ZM162 116H160V118H161ZM165 117V116H164ZM163 117V118H164ZM226 117V116H225ZM255 117V118H256ZM41 118H42V115H41ZM44 118H46V117H44ZM51 118V119H52ZM81 118V117H80ZM83 118H81L82 120H83ZM103 118V117H102ZM127 118V117H126ZM129 118H132L131 116L129 117ZM136 118V116L133 118V121H134V119ZM144 118V117H143ZM153 118V120H154V118L155 117H152ZM152 118H150V122L148 123H146L145 124V120L143 121L142 120V122H139L138 121V118H137V123H134L133 121H130V119H128V121H129V124H131L132 123V126H133V129H135V130H137V134H139L138 132H140V135H144V138L146 139L145 141L147 142L148 141V143L150 142V144H152V146H153V148H157V149H163V148H167V151H165V152H167V153H165V155L166 156H169V157H166V158H169V159H171V158H173V159H175V160H180L181 159V157L179 156V155H175V154H173L174 152V149H173V145H174V143L172 142V146L171 145H168V141H170L169 140V138H168V140L166 141V140H164L163 141V137L161 136V132L158 130V128H160L158 125L160 124L159 122H160V120L162 121V124L165 122V121H163L162 120V118L161 119H158L159 120V122H158V120L157 121H152ZM228 118V117H227ZM245 118V117H244ZM244 118L242 119V117H241V120H243V121H246V120H244ZM254 118V119H255ZM26 119V118H25ZM24 119V120H25ZM34 119V118H33ZM40 119V118H39ZM38 119V120H39ZM47 119H48V117H47ZM51 119H49V120H51ZM55 119V118H54ZM59 119H61V118H57V120H59ZM85 120L84 121H82V122H80V119L75 123L74 121H73V125H71L70 126V128L72 127H76V126H78L79 127V125L80 126H83L82 128H83V130H85L86 128H87V126H86V123H87V125H88V127L89 126H91V125H89L90 123H89V121L88 122H85L86 121V119L87 118H84ZM99 119H101V118H99ZM98 119V120H99ZM124 119V118H123ZM123 119H122V121H123ZM140 119V118H139ZM230 119V117L227 119V120H229ZM236 119H237V117H236ZM239 119H240V117H239ZM37 120V119H36ZM37 120V122H39ZM44 120V119H43ZM53 120V119H52ZM62 120V119H61ZM61 120H60V123H62L61 122ZM103 120V122L105 123V125H103L104 127H106L107 126V123H106V121H107V119H106V121L104 120V118L102 119ZM118 120V119H117ZM156 120V119H155ZM241 120H239L240 122H241ZM27 121V120H26ZM25 121V122H26ZM34 121H35V119H34ZM40 121H41V119H40ZM70 121H72V120H70ZM93 121V120H92ZM97 121V119L95 120V122ZM109 121V120H108ZM107 121V122H108ZM112 121V120H111ZM110 121V122H111ZM217 121H218V119H217ZM234 121V120H233ZM233 121H231V122H233ZM250 121V120H249ZM248 121V122H249ZM258 121V120H257ZM115 122V121H114ZM113 121L111 122L114 126H116L118 123L117 122H119V121H117V122H115V123H117V124H115ZM126 122V121H125ZM166 122H167V120H166ZM212 122V121H211ZM214 122V121H213ZM227 122V121H226ZM251 122H253V121H251ZM251 122H250V124H251ZM27 123V122H26ZM35 123V122H34ZM43 123V122H42ZM41 123V124H42ZM45 123V122H44ZM47 123H48V121H47ZM47 123H45V125L47 124ZM53 123H54V121H53ZM57 123V122H56ZM58 123H59V121H58ZM71 124H72V122H70ZM78 123V125H75V124H77ZM96 123H98V122H96ZM101 124H99L98 123V126H100V125H102V124H104V123H102V122H100ZM170 122H168V124H169ZM219 123V122H218ZM222 123V122H221ZM228 123H229V121H228ZM233 123H235V122H233ZM258 123V122H257ZM260 123H262L261 121H260ZM260 123H258V124H260ZM22 124H23V121H22ZM28 124V123H27ZM33 124V123H32ZM49 124L50 125H52V123H51V121L49 122ZM49 124H47L48 126H49ZM63 124V123H62ZM62 124H60V126L62 125ZM66 124H67V122H66ZM109 125V128L108 127H106L105 129H111L110 127H111V124L110 123H108ZM173 123H171L170 124V126L172 125ZM177 124H178V122H177ZM38 125H39V123H38ZM43 125V124H42ZM58 125V124H57ZM75 125V126H74ZM93 125H94V121H93ZM113 125H112V128H113ZM120 125H122V124H120L119 123V126ZM124 125V124H123ZM121 126V127H124V126ZM147 125V126H146ZM173 125H175V123L173 124ZM228 125V124H227ZM230 125V124H229ZM244 125V124H243ZM26 126V125H25ZM28 126V125H27ZM26 126V127H27ZM86 128H85V127ZM95 126H97V125H95ZM118 126V125H117ZM125 126H126V124H125ZM177 126V125H176ZM175 126V128H177ZM231 126V125H230ZM235 126H237V124H235ZM254 126V125H253ZM33 127V126H32ZM31 127V128H32ZM45 127V126H44ZM44 127H42V128H44ZM47 127V126H46ZM54 127H55V125H54ZM69 127V125L67 126V128ZM78 127H76L77 129H79ZM172 127V126H171ZM218 127V126H217ZM231 127H234L233 126V124H232V126ZM48 128V127H47ZM62 128V127H61ZM64 128V127H63ZM62 128V129H63ZM66 128V127H65ZM75 128V129H76ZM85 128V129H84ZM96 128V131L98 130V132L100 131L99 129H97V127H95ZM98 128H100L101 129V127H98ZM173 128V127H172ZM235 128V127H234ZM240 128V127H239ZM238 128V129H239ZM242 128V127H241ZM240 128V129H241ZM258 128V127H257ZM33 129H35V125H34V128ZM37 129H40V128H37ZM61 129V130H62ZM74 129V130H75ZM73 130L74 132H76V131H78V132H80L81 130V128L79 129V130ZM90 129V128H89ZM93 129H94V127H93ZM93 129L91 128V130L93 131ZM114 129V128H113ZM125 129V128H124ZM123 129V132H127V131H125ZM133 129L132 130H130V132L128 131L127 132V134L129 135L130 133H131V131H133ZM161 129V128H160ZM174 129V128H173ZM239 129V130H240ZM29 131H30V129H28ZM36 130V129H35ZM43 130V129H42ZM45 130V129H44ZM68 131H69V129H67ZM87 130V129H86ZM86 130L85 131H83V134H81V132H80V134L81 135H86ZM122 130V129H121ZM134 130V131H135ZM158 130V132H156ZM236 130V129H235ZM37 131V130H36ZM64 131H66V129L64 130ZM63 130H62V132H64ZM71 131V130H70ZM90 131V130H89ZM89 131H87V132H89ZM101 131L102 132H104V130L103 129H101ZM108 131V130H107ZM230 132L232 131V129L231 130H229ZM238 131V130H237ZM34 132V131H33ZM59 133H60V131H58ZM93 132H95V129H94V131ZM106 132V131H105ZM110 132V131H109ZM119 132H120V130H119ZM28 133V132H27ZM43 133H44V131H43ZM47 133V132H46ZM46 133H44V135L46 134ZM48 133H51V132H48ZM66 133V132H65ZM67 133H69V132H67ZM73 133V132H72ZM100 133V135H99V137H97V135H95L96 137H94V136H92V134H91V131H90V137H87V136H85V138H86V140L84 139V137L83 136H79V138H78V136H77V138L79 139V141L80 142H77L76 140V142L73 140L75 137H76V135H78L77 133L74 135V134H70V135H74V138L72 139V141H74V142H71L70 143V145L71 146H69V149H71V151L69 150V152L68 153H72V154H69V156L70 155H73V154H78V156L76 155L75 157L74 156H72V157H70L72 160H76V158L77 157H80L79 155V152L81 153V157L83 158V156H82V154H85V153H82V151H83V149H85V148H83V147H86V149H87V147H89V146H91V145H93V146H98L99 148H97L96 149V151L95 152H97L96 154H98L99 153V151H98V149L100 150V153H103L105 156H112L113 155V149H115L116 150V148H118V149H121L123 152H124V156H127V155H137V152H135V150H130V149H126L124 146H128L127 144H124V142L122 141V140H124V137H123V139H121V140H116L115 139V137H114V140L113 139H110V138H112L111 137V135H113L114 133L111 131V133H113V134H111L110 133V137H109V133H108V136L105 134V133H103L104 135H102L101 134V132H99ZM136 133V132H135ZM32 134V133H31ZM79 134V135H80ZM88 134V133H87ZM94 134V133H93ZM96 134V133H95ZM117 134V133H116ZM119 134V133H118ZM132 135L134 134V133H131ZM130 134V136L129 137H131L132 135ZM160 134V135H159ZM26 135V134H25ZM24 135V136H25ZM43 135V136H44ZM49 135V134H48ZM56 135H57V133H56ZM67 135H69V134H67ZM66 134H64L63 136L65 137V136H67ZM69 135V136H70ZM120 135V134H119ZM136 135V134H135ZM135 135H134V137H135ZM159 135V136H158ZM27 136V135H26ZM31 136V135H30ZM34 136H35V133H34ZM50 136V138H51V134L49 135ZM61 136V138H63L64 139V137H62V135H60ZM118 136V135H117ZM221 136V135H220ZM22 137V136H21ZM44 137H46V136H44ZM58 137V136H57ZM57 137H55V135H54V138H55V141H56V138ZM68 137V136H67ZM71 137V136H70ZM80 137H83V142L81 141V139H80ZM119 137V136H118ZM118 137H116V138H118ZM166 137V136H165ZM199 137V136H198ZM215 136H213V139H215L214 138ZM222 137V136H221ZM40 138V137H39ZM47 138H48V136H47ZM60 138V139H61ZM126 138H128V136L126 137ZM136 138V137H135ZM139 138V140H140V137H138ZM224 138V137H223ZM31 139V138H30ZM34 139V138H33ZM58 140H59V138H57ZM69 139V138H68ZM77 139V140H78ZM120 139V138H119ZM165 139V138H164ZM167 139V138H166ZM190 139V138H189ZM188 139V140H189ZM194 139H195V137H194ZM192 139V140H189L188 142H182L183 144L181 145V141H180V143H176L177 145H178V147L177 146H175V148L177 147L178 148V150L180 151V152H183V153H185V152H187V151H190V152H193L192 153V155L194 156V159L196 158V155H197V157L198 156H201V153H203V154H209L211 157H212V152H210V150L212 149V151H213V148L214 147H216V146H211L212 144H214V140H212L211 142H210V140L212 139H209V141H206V139H204V141H205V143H207L208 145H206L205 144V146H204V144L201 142V141H199V140H197V139ZM221 139L222 138H220V141H221ZM29 139H27V141H28ZM35 140V139H34ZM41 140V139H40ZM43 140V141H42ZM41 141L42 142H44V138L42 139ZM48 140V139H47ZM53 140V139H52ZM65 140H67L66 138H65ZM69 140H71V139H69ZM85 140V141H84ZM130 140H133L132 138L130 139ZM138 140V139H137ZM138 140V141H139ZM225 140V139H224ZM231 140V139H230ZM21 141V140H20ZM39 141V140H38ZM40 141V142H41ZM62 141V140H61ZM60 141V144L62 143ZM121 141H122V143L124 144L123 146H122V143H121ZM125 141V140H124ZM134 141H135V139H134ZM145 141H143V142H145ZM220 141H219V143H220ZM22 142V141H21ZM33 142V141H32ZM59 142V141H58ZM88 142H89V145H88ZM126 142H128V141H125V143ZM131 142H133V141H131ZM142 142V141H141ZM142 142V143H143ZM166 142H168L167 144H166ZM234 142V141H233ZM239 142V141H238ZM238 142H235V143H233L232 145H231V143H230V141H229V143H230V147H234L235 146V144H236V146L234 147V148H236L237 149V146H238ZM244 142V141H243ZM23 143V142H22ZM25 143V142H24ZM36 143H39V142H36ZM45 143H48L47 141H46V139H45V142L44 143H41V144H39L38 146H37V148L35 147V149L33 148H30L31 149V153H32V150H34L33 151V153L34 154H36V152H37V150L36 149H38L39 151L42 149L43 151H46V152H52V151H54V153H55V151H56V154L55 155H57L58 154V151H60V153L62 152V155L64 154V152L65 151H67L66 149H65V151L62 149V150H60V148H61V145L60 146H58L59 145V143H56V146L54 145V144H51V140L49 139V143L51 144V146L49 145V144H45ZM54 143V142H53ZM67 143V141L65 142L64 141V146H65V144ZM211 143V144H210ZM217 143V142H216ZM215 143V144H216ZM222 143V142H221ZM220 143V144H221ZM226 143V142H225ZM240 143H242L241 141L239 142V144ZM26 144V143H25ZM35 144V143H34ZM42 144H44V145H48V147L47 146H42V147H40V145H42ZM167 146H166V145ZM63 145V144H62ZM68 145H69V143H68ZM88 145V146H87ZM145 145H148L149 146V144H147V143H145ZM180 145V146H179ZM185 145V146H184ZM229 145V144H228ZM245 145H247V142H246V144ZM20 146V145H19ZM32 146H33V144H32ZM36 146V145H35ZM49 146L51 147V150H49ZM53 146H55V147H53ZM129 146H130V144H129ZM128 146V147H129ZM132 146H135V144H133ZM142 146H143V144H142ZM148 146H146L147 148V153L146 154H148L150 157H153V155H154V153L155 152H153V150L152 151H150L151 150V148L150 147H148ZM151 146V145H150ZM151 146V147H152ZM204 146V147H203ZM209 146H210V148H209ZM240 146V145H239ZM23 147V146H22ZM21 147V152L20 153H23L22 151V148ZM25 147H26V145H25ZM29 147H31V146H29ZM59 147V148H58ZM68 147V146H67ZM71 147V148H70ZM72 147L73 148H75V149H72ZM208 148V150H209V152H208V150H207V152H206V150H205V148ZM46 148H48V149H46ZM65 148V147H64ZM76 148H77V150H76ZM80 148H82L81 150H80ZM206 148V149H207ZM230 149L232 152H235L236 151V149ZM46 149V150H45ZM36 150V151H35ZM58 150V151H57ZM74 150H76V151H78V150H80V151H78V153L77 152H75ZM215 150V149H214ZM28 151V149L26 150V152ZM85 151H87L88 152V149L87 150H84L83 152H85ZM142 151V150H141ZM185 151V152H184ZM204 151V152H203ZM221 151V150H220ZM17 152H18V150H17ZM42 152V151H41ZM39 153L37 156H39L40 154L42 155L43 153ZM46 152H44V153H46ZM74 152V153H73ZM87 152H86V154H87ZM158 152V151H157ZM217 152V151H216ZM215 152V153H216ZM19 153V154H20ZM30 153V152H29ZM32 153V154H33ZM54 153H53V155H54ZM60 153H59V155H60ZM89 153V152H88ZM92 153V152H91ZM93 153H94V151H93ZM138 153H140V152H138ZM214 153V154H215ZM219 153V152H218ZM28 153H26V155H27ZM31 154V155H32ZM112 154V155H111ZM142 154V153H141ZM161 154H163V153H161ZM160 154V155H161ZM225 154V153H224ZM17 155V154H16ZM15 155V156H16ZM30 155V154H29ZM58 155V156H59ZM143 155H145V154H143ZM165 155L162 157V159L165 157ZM21 156L23 157V155L21 154ZM214 156V155H213ZM18 156H16V158H17ZM28 157H30V156H28ZM27 156H26V161L28 160L27 158H28ZM50 157V156H49ZM60 157V156H59ZM74 157V158H73ZM80 157V158H81ZM99 157V156H98ZM115 157H117V156H115ZM123 157V156H122ZM143 157V156H142ZM221 157V156H220ZM254 157V156H253ZM18 158H20V157H18ZM24 158V157H23ZM32 159H33V156L31 157ZM30 158V159H31ZM81 158V159H82ZM102 158H104L103 156H102ZM108 158V157H107ZM136 158H137V156H136ZM161 158V157H160ZM213 158V157H212ZM252 158V157H251ZM47 159H48V157H47ZM79 159V158H78ZM109 159V158H108ZM117 159L120 161V159H119V157H117ZM16 160V159H15ZM14 160V161H15ZM24 160V161H25ZM122 160V159H121ZM4 161V160H3ZM17 162H18V159L16 160ZM19 161H21V160H19ZM25 161V162H26ZM34 161V160H33ZM32 161V162H33ZM36 163H32L31 162V164L30 165H32L33 164V167H32V169H30V170H38L39 171V173L41 172L40 170H42L43 171V169H44V171L43 172H41V173H44V172H46L45 171V169H46V165H45V163H44V159L42 160V162H43V166L45 167H43L42 165H41V163H40V159H39V157L38 158H36ZM49 161V160H48ZM90 161V160H89ZM92 161V160H91ZM142 161V160H141ZM13 162V161H12ZM46 162V161H45ZM111 162V161H110ZM26 163H28V162H26ZM26 163H24V164H26ZM30 163V162H29ZM4 164V163H3ZM14 164L16 165V163L14 162ZM18 164V163H17ZM58 164V163H57ZM61 164V163H60ZM11 165H13V163L11 164ZM20 165V164H19ZM27 165V164H26ZM29 165V164H28ZM7 166H8V164H7ZM6 166V167H7ZM14 166V165H13ZM16 166L17 167H19V168H16ZM16 166H14V168H16L17 170L18 169H20L21 168V170H22V168H23V164L21 163V165L20 166H18V165H16ZM41 166L43 167L42 169H41ZM48 166V165H47ZM6 167H5V169H6ZM9 167V166H8ZM54 167H56V166H54ZM11 168V167H10ZM69 168H71V167H69ZM248 168H250L249 166H248ZM4 169V172L7 174V172H6V170ZM9 169V168H8ZM15 169V170H16ZM24 169V168H23ZM27 169H28V166H27ZM55 169H57V167L55 168ZM54 169V170H55ZM21 170H19V172L21 171ZM53 170V169H52ZM244 170V169H243ZM249 170V169H248ZM8 172H9V170H7ZM25 173H26V169L25 170H23ZM32 171H30V172H32ZM34 171L32 172V175L34 174V175H36V171H35V173H34ZM38 171H37V173H38ZM2 172V171H1ZM0 172V173H1ZM13 172V171H12ZM22 172V171H21ZM20 172V173H21ZM245 172V171H244ZM16 173V172H15ZM15 173H13V174H15ZM22 174L21 173V175H22V177H23V175H27V174ZM54 173V172H53ZM57 173V172H56ZM243 173V172H242ZM2 174V176L4 175V173H1ZM0 174V175H1ZM12 174V175H13ZM45 174V173H44ZM64 174H66V173H64ZM69 174H70V172H69ZM68 174V175H69ZM2 176H0V178H2ZM6 176L7 175H5V177H3V179H5L4 181H3V179L1 180V182L2 183H6V180H7V178H8V181H10V179H9V175H8V177L6 178ZM13 176H15V175H13ZM17 177H16V179L18 178V175H16ZM28 177H29V175H27ZM43 175H41L40 177H42ZM48 177H49V175H47ZM47 176H46V179H47ZM64 176V175H63ZM74 176V175H73ZM76 176V175H75ZM30 177H31V173H30ZM34 177H36V176H33V178ZM80 177V176H79ZM78 177V178H79ZM51 178V177H50ZM55 178V177H54ZM15 179V178H14ZM15 179V180H16ZM26 179V178H25ZM32 179V178H31ZM30 179V180H31ZM41 179V178H40ZM56 183H52L53 185L51 186V187H53V188H51V187H49L48 185H50L49 183L48 184H45V185H47L49 188H50V190L48 189V187H45V185H44V183H43V186H42V188H47V190H44V189H42V190H40L39 192H42V191H45V192H48V190H49V194L51 193V191L52 190H54V188L57 186V179H59V177H58V175L56 176ZM66 179V178H65ZM234 179V178H233ZM21 181H22V179H20ZM27 180H28V178H27ZM39 180V179H38ZM69 180V179H68ZM8 181H7V183H8ZM51 182L50 181V179H48L47 181H45L46 183L47 182ZM54 181V180H53ZM52 181V182H53ZM10 182H12V181H10ZM18 182V181H17ZM17 182H16V184H17ZM31 182V181H30ZM35 182V181H34ZM40 182V181H39ZM68 182V181H67ZM96 182V181H95ZM12 183H14V182H12ZM24 183H25V181H24ZM36 183H37V181H36ZM66 183V182H65ZM10 185H11V183H9ZM19 184V183H18ZM26 185L28 184V182L27 183H25ZM38 185L40 184V183H37ZM68 184V183H67ZM56 185V186H55ZM65 185V184H64ZM76 185V184H75ZM3 185H1V187H2ZM6 186V185H5ZM5 186H3L4 188L3 189H5ZM13 186V185H12ZM23 187H25L24 185H22ZM30 186H33V184L32 185H29V187ZM34 186H35V184H34ZM34 186L32 187V189H35L34 188ZM95 186V185H94ZM102 186H104V184L102 185ZM1 187H0V189H1ZM9 187H11V186H9ZM28 187V186H27ZM28 187V188H29ZM36 187V186H35ZM74 187H76V186H74ZM78 187V186H77ZM27 188V189H28ZM61 188V187H60ZM60 188H59V191L61 192V190H60ZM81 188V187H80ZM98 188H99V186H98ZM97 188V189H98ZM103 189H105V187H102ZM20 189H22V188H20ZM24 189H26V188H24ZM41 189V188H40ZM62 190H63V187L61 188ZM67 189V188H66ZM72 189H74V188H72ZM94 189H96V188H94ZM96 189V190H97ZM132 189V188H131ZM2 190V189H1ZM0 190V191H1ZM6 190H7V188H6ZM30 190V189H29ZM28 190V191H29ZM65 190V189H64ZM63 190V192H65ZM68 190H70V189H67V192H68ZM76 190V189H75ZM99 190V189H98ZM109 190L110 189H108V192H109ZM115 190V189H114ZM18 191V190H17ZM22 191V190H21ZM24 191V190H23ZM101 191H102V189H101ZM104 191V190H103ZM102 191V192H103ZM118 190H116V192H117ZM130 192H131V190H129ZM2 192V191H1ZM0 192V193H1ZM4 192H5V190H4ZM26 192H27V190H26ZM26 192H24V193H26ZM58 192V191H57ZM63 192L61 193V194H63ZM101 192V193H102ZM107 192V193H108ZM22 193V192H21ZM20 193V194H21ZM30 193H32V192H30ZM34 193V192H33ZM66 193V192H65ZM64 193V194H65ZM69 193V192H68ZM67 193V194H68ZM75 193V192H74ZM98 193H100V192H98ZM100 193V194H101ZM106 193V192H105ZM105 193L103 192V195H104V197L106 196L105 195ZM29 194V193H28ZM42 194V193H41ZM44 194V193H43ZM70 194V193H69ZM4 195V194H3ZM11 195V194H10ZM13 195V194H12ZM14 195H16V194H14ZM37 195V194H36ZM107 195H109V194H107ZM134 195V194H133ZM20 196V195H19ZM32 196H34L33 194H32ZM39 196V195H38ZM43 196H45V195H43ZM46 196H47V194H46ZM45 196V197H46ZM49 196V195H48ZM47 196V197H48ZM57 195H54V198L56 197ZM58 196H60L61 197V195L59 194ZM57 196V197H58ZM63 196V195H62ZM65 196V195H64ZM72 196V195H71ZM74 196V195H73ZM100 196V195H99ZM118 196V195H117ZM10 197V196H9ZM25 197V196H24ZM35 197V196H34ZM45 197H43V198H45ZM46 197V202H48V198ZM50 197V196H49ZM0 198H1V196H0ZM37 198V197H36ZM41 198H42V196H41ZM64 198V197H63ZM71 198H73V197H71ZM8 199V198H7ZM42 200H44V199H42ZM67 200V199H66ZM6 201V200H5ZM32 201H33V199H32ZM72 201V200H71ZM29 202V201H28ZM36 202V201H35ZM42 202V201H41ZM44 202V201H43ZM46 202H44L45 204H46ZM55 202V201H54ZM33 203V202H32ZM39 203H40V199H39ZM65 203V205H66V202H64ZM69 203V202H68ZM31 204V203H30ZM29 204V205H30ZM41 204V203H40ZM48 204H50V203H48ZM70 204V203H69ZM34 207V209L36 208V206H35V204H32ZM51 205H52V203H51ZM11 206V205H10ZM14 206V205H13ZM44 206V205H43ZM67 206V205H66ZM73 206V205H72ZM30 208V207H29ZM41 208V207H40ZM64 208H67V207H64ZM32 209V208H31ZM60 209V208H59ZM72 209V208H71ZM72 210H74V209H72ZM15 211V210H14ZM33 211V210H32ZM52 211V210H51ZM58 211V210H57ZM57 211H55V213L57 212ZM68 211V210H67ZM52 213V212H51ZM50 213V214H51ZM65 213V212H64ZM59 214V213H58ZM46 215V214H45ZM53 215V214H52ZM47 218V217H46ZM191 220V219H190ZM0 222H1V220H0ZM27 223V222H26ZM59 229V228H58ZM56 233V232H55ZM7 240V239H6ZM2 241V240H1ZM4 241H5V239H4ZM6 243V242H5ZM27 244V243H26ZM26 244L24 245V246H22V249H24V248H28V246L30 245L29 243H28V245L26 246ZM160 245H162V244H160ZM26 246V247H25ZM163 246V245H162ZM165 246V245H164ZM167 247H168V245H167ZM21 248V247H20ZM19 250L21 251V249H18L17 248V250L14 252V253H17V252H19ZM133 254H134V252H133ZM133 254H132V256H133ZM137 254V253H136ZM135 254V255H136ZM12 255H14V254H12ZM134 255V256H135ZM147 255V254H146ZM128 257V256H127ZM129 257H131V255H129Z\"/></svg>","mask_w":264,"mask_h":264}]
</instances>
